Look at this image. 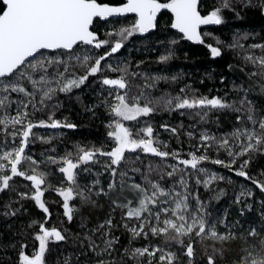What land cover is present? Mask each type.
<instances>
[{
	"label": "snow or ice",
	"instance_id": "snow-or-ice-1",
	"mask_svg": "<svg viewBox=\"0 0 264 264\" xmlns=\"http://www.w3.org/2000/svg\"><path fill=\"white\" fill-rule=\"evenodd\" d=\"M247 12L264 0H0V264H264ZM69 105L103 135L76 139Z\"/></svg>",
	"mask_w": 264,
	"mask_h": 264
},
{
	"label": "trees",
	"instance_id": "trees-1",
	"mask_svg": "<svg viewBox=\"0 0 264 264\" xmlns=\"http://www.w3.org/2000/svg\"><path fill=\"white\" fill-rule=\"evenodd\" d=\"M212 2L213 0H208V3ZM242 15L244 16L242 20L231 19V27L249 31H261V29H264V17H261L259 14L254 12L242 13ZM229 16H231V14H229ZM213 27L218 26H206L204 28L212 29ZM214 34L220 35L219 32H215ZM261 35H264V31L261 32ZM185 51L188 52V58L187 63L184 64L183 67L188 72L194 73L191 76V79H197L198 77L203 76L205 69H208L209 71L211 70L209 68L208 57L206 56L207 49L204 46L197 45L192 42H185ZM183 59V54H181V60ZM211 67L216 68L218 72L223 71V67L220 65L213 64ZM225 74L227 75L226 72ZM79 112V105H69V111L65 112V115H69L71 119L77 121L80 124V128L76 133V139L94 140L98 135L102 136L104 129L100 120H93L87 115H72V113ZM261 163H264V161H261ZM51 210L53 211L54 216H58L62 211L55 206H53Z\"/></svg>",
	"mask_w": 264,
	"mask_h": 264
},
{
	"label": "water",
	"instance_id": "water-1",
	"mask_svg": "<svg viewBox=\"0 0 264 264\" xmlns=\"http://www.w3.org/2000/svg\"><path fill=\"white\" fill-rule=\"evenodd\" d=\"M204 27H206V26H204Z\"/></svg>",
	"mask_w": 264,
	"mask_h": 264
}]
</instances>
